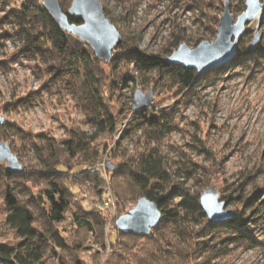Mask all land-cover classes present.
Instances as JSON below:
<instances>
[{
  "label": "rangeland",
  "instance_id": "1",
  "mask_svg": "<svg viewBox=\"0 0 264 264\" xmlns=\"http://www.w3.org/2000/svg\"><path fill=\"white\" fill-rule=\"evenodd\" d=\"M101 1L105 13L114 23L118 22L119 26H116L124 39L134 38L133 44L140 50L164 58L183 42L195 48L203 40L215 41L225 5V0ZM199 1L204 3L202 10L195 6ZM229 2L236 21L246 9V0ZM4 8L0 0V19L6 14L7 10ZM215 17L218 23H215ZM257 25L258 20L255 19L246 26L247 31L239 42L237 52L240 45L251 48ZM5 31L13 33L12 24H0V33ZM260 32L262 38L255 48L264 46V18ZM3 42L4 45L0 47V113L5 117L4 124L10 121L33 135L47 133L59 140L68 138L67 129L73 127L93 134L92 124L88 122L85 112L72 94L61 92L59 88L43 90L47 76L40 72L35 61L27 59L19 52L21 43L18 38L7 37ZM114 52L115 50L113 54ZM235 59L239 62L233 63ZM240 61L242 60L237 56L229 63L210 70L224 68L217 79L210 76L209 83L204 82L188 90H183L172 75H161L158 71L142 75L135 68L132 73L136 80H126L123 84L127 83L129 87L121 84L118 89L117 79L120 75L124 76V72L115 71L111 62L103 61L104 75H107V101L114 115H119V119L113 130L97 137L93 145L95 149H99V156L89 159L90 162L84 160L88 161L84 168L103 176L105 192L103 197L97 195V183H91L92 179L81 178L70 184L73 192L71 209L66 219L58 224V228L71 244L84 239L85 246H79L74 256L69 251L57 248L56 254L50 253L46 257L45 264H62L63 258L70 264H76L75 258L82 264H109V261L115 263V257L123 259L122 263L117 264H154L148 259H142L141 254L145 253L137 252L133 255L131 251L120 248L121 237L116 220L121 212L125 213L135 207L137 198L124 196L118 203L114 188L117 185L115 182L122 178L111 182V173L122 164L126 156L155 146H158L167 160L171 178V182L167 184L168 189L177 185L202 193L209 187H215L220 193V199L227 202L226 208L234 211V218L255 216L253 234L258 240L264 241V67H259L262 70L257 71V67L251 63L252 67L247 69L241 67ZM262 64L264 62L257 65ZM207 72L209 71L199 74L203 76ZM151 87L154 92L153 102L144 109L170 111L172 118V130L165 134L160 143L142 127L134 130L131 126L135 120V91L147 92ZM31 91H42L35 105L26 109L22 107L18 110H6V102L14 101ZM6 142L19 157L24 170L25 165L30 162V151L25 146L28 141L16 135ZM80 163L72 161L70 164L78 166ZM200 165L206 166L207 171L203 167H197ZM0 168L6 169V163L0 162ZM240 186L242 196L238 191ZM256 187L259 193L256 192ZM255 192L258 206L256 203H249ZM99 208L106 218L102 236L96 232H86L88 237H78L82 231L73 219L74 212L85 215ZM5 211L0 194V242L15 244L18 239L14 230L5 223ZM206 222L207 218L198 224L192 223L199 233L191 240L198 243V246L204 240L200 233L204 232ZM169 237L171 243L166 241L163 244L167 259H171L172 264H192L193 259L182 260L179 256H174L172 250L173 243L188 245V239L179 236L174 230ZM144 242L142 239L140 243L146 247ZM216 242L217 248L226 249L218 250V255L210 264H264L263 246L251 248L246 245H233L221 237ZM112 253H115L113 258ZM134 257L138 260H134ZM155 263L163 264L160 258H156Z\"/></svg>",
  "mask_w": 264,
  "mask_h": 264
},
{
  "label": "trees",
  "instance_id": "2",
  "mask_svg": "<svg viewBox=\"0 0 264 264\" xmlns=\"http://www.w3.org/2000/svg\"><path fill=\"white\" fill-rule=\"evenodd\" d=\"M2 2L7 11L0 19V24L4 26L10 23L14 31L0 33V47L4 45L5 38L17 37L21 43L19 52L27 59L35 61L40 72L47 76L43 90L51 91L53 88H59L61 92L72 94L94 129L93 134H88L73 127L67 129L68 138L59 140L47 133L33 135L10 121L0 125V139L7 141L16 135L21 136L28 141L25 146L30 151L28 152L30 162L25 165L23 171L16 173L10 172L7 168H0V194L6 209L5 223L14 230L18 239L15 244L0 242V264H45L46 257L50 253L56 254L57 248L69 251L70 255L74 256L79 246H85L84 239L71 244L60 232L58 224L66 219L71 209L73 192L70 184L76 183L77 179H92L91 183L93 181L97 183L96 194L103 197L105 192L103 176L85 169L84 164L89 159L99 156V149H95L93 143L99 135L114 129L119 115H114L107 101L105 83L107 75H104L102 66L104 60L95 55L89 44L64 31L42 0H2ZM71 3L72 0H61L63 10L67 12ZM202 5H204L202 1L195 3V6H199L201 10ZM70 20L82 22L77 17H70ZM214 21L218 23L216 17ZM115 24L118 25V22L115 21ZM132 39L125 37L122 44L114 49L113 57L109 61L115 71L119 70L125 74L117 79L118 89L126 80H136L135 74L132 73L133 68L142 75L153 71H158L161 75L163 73L172 75L183 90L192 89L204 82L207 84L210 76L215 80L224 71V68L209 70L200 76L196 69L171 64L161 55L140 50L133 44ZM243 47L244 45H240V50L237 52L238 59L242 60L241 67L248 69L254 64L257 71L262 70L259 67H264V64H257L264 62L262 61L264 46L255 49ZM236 62L235 59L233 63ZM123 85L128 86L127 83ZM41 95L42 91H31L17 97L18 99L15 98L14 101L6 102L4 107L7 111L22 107L26 109L35 105ZM170 113L159 109L135 110L133 112L135 120L131 126L134 130L142 127L148 135L153 136L160 143L165 134L172 130ZM72 161L81 163L72 166L70 164ZM197 167H203L206 171L208 169L201 165ZM120 178L122 180L115 182L117 185L114 188L118 203L124 199V196L131 195L137 200L141 196H147L156 201L163 211L162 219L153 227L151 234L120 231V248L131 251L133 255L141 252L145 253L141 254L142 259H148L154 264L156 258H160L163 264H172L171 259H167L168 255L164 252L163 244L166 241L171 243L169 236L173 230L179 236L188 239V245L178 242L172 244L174 256L186 261L191 258L194 261L192 264H210L218 255V250L225 248H217L216 241L220 237L233 245L264 247V241L258 240L253 234L256 220L255 216L251 217V215L235 216L232 220L222 222H209L207 219L206 228L200 233L204 239L202 244L199 243L198 246V243L191 240L199 233L193 224H198L207 218L200 202L201 193L177 185L168 189L167 184L171 182V178L167 169V160L158 146L147 147L146 151L126 156L122 164L111 173V182ZM238 189L242 196L241 186ZM255 190L259 193L258 187ZM256 192L250 197L252 199L249 203H256L258 206ZM223 197L226 199L225 196ZM101 210L99 208L85 215L74 212L73 219L82 231L78 237H88L89 234L86 232L91 234L96 232L102 236L106 218ZM251 211H254L253 208ZM142 239L145 240L146 247L141 245ZM113 255L115 253L111 254L112 258ZM75 259L76 264H82L77 258ZM133 259L138 260L136 257ZM114 261L115 263L110 261L108 263H122L123 259L115 257ZM61 263L70 264L64 258Z\"/></svg>",
  "mask_w": 264,
  "mask_h": 264
},
{
  "label": "water",
  "instance_id": "3",
  "mask_svg": "<svg viewBox=\"0 0 264 264\" xmlns=\"http://www.w3.org/2000/svg\"><path fill=\"white\" fill-rule=\"evenodd\" d=\"M42 2L64 31L89 44L95 55L106 62L112 59L114 49L124 40L116 24L105 13L101 0H73L67 12L63 10L59 0H42ZM70 17H77L82 22H71ZM263 18L264 0H246V9L236 21L229 0H225L215 41L203 40L195 48L183 42L165 60L171 64L196 69L200 74L225 65L237 56L239 42L247 31L246 26L255 19L258 20V25L251 48H255L260 43ZM153 98V87L147 92L136 90L133 109L149 107ZM5 121V117L0 113V125ZM0 162H5L10 172L18 173L23 170L19 157L5 140L0 142ZM200 202L210 222H222L234 218V211L226 208L227 202L220 199V193L215 187L203 191ZM162 216L163 211L156 201L141 196L135 207L117 218L116 224L122 232L151 234L153 227L158 225Z\"/></svg>",
  "mask_w": 264,
  "mask_h": 264
}]
</instances>
